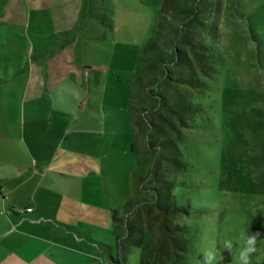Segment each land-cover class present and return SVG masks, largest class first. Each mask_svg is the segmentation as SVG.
<instances>
[{
  "label": "rangeland",
  "instance_id": "1",
  "mask_svg": "<svg viewBox=\"0 0 264 264\" xmlns=\"http://www.w3.org/2000/svg\"><path fill=\"white\" fill-rule=\"evenodd\" d=\"M171 2V13L164 14L167 40L158 43L160 53H146L156 40L163 0H0V35L9 34L0 37V64L36 69L33 83L42 72L55 110L48 128L57 120L63 150L81 167L76 178L87 171L110 194L111 207L107 201L92 209L106 236L91 235L108 246L109 257L80 263L141 264L140 247L125 242L121 249L140 208L127 212L125 199L135 174L146 179L145 188L153 186L148 170L157 172L165 162L141 154L147 140L133 120L134 81L151 57L161 61L162 78L186 37L207 48L213 71L197 95L203 110L179 142L182 165L165 169L178 205L190 212L176 220L187 226L188 249L179 264H202L209 249L217 252L215 264H235L223 241H233L238 255L241 232L262 234L251 264H264V0ZM189 8L208 13L189 22L183 14ZM140 94L135 104L146 112L159 106L150 92ZM63 179L66 188L74 177Z\"/></svg>",
  "mask_w": 264,
  "mask_h": 264
},
{
  "label": "crops",
  "instance_id": "2",
  "mask_svg": "<svg viewBox=\"0 0 264 264\" xmlns=\"http://www.w3.org/2000/svg\"><path fill=\"white\" fill-rule=\"evenodd\" d=\"M33 70L0 64V264H94L80 263L94 255L106 262L108 246L91 238L105 232L92 209L111 207L110 194L87 171L76 178L80 164L63 150L57 120L48 128L53 99L42 72L33 83ZM64 176L74 177L66 188Z\"/></svg>",
  "mask_w": 264,
  "mask_h": 264
},
{
  "label": "trees",
  "instance_id": "3",
  "mask_svg": "<svg viewBox=\"0 0 264 264\" xmlns=\"http://www.w3.org/2000/svg\"><path fill=\"white\" fill-rule=\"evenodd\" d=\"M171 1L163 0V15L158 24L156 40L146 47V53H160L161 44L158 43H162V39L167 40L163 36L168 28L164 14L171 13ZM206 13L208 8H189L183 11L184 19L198 23L197 17ZM175 32L179 37L180 29ZM207 50L186 37L182 40V48L177 50V62L171 67L165 65L162 78L157 76L161 61L151 57L144 63L143 74L134 81V86L139 91L134 89L131 95L134 103L131 107L133 120L137 133H142L144 140H147L146 149L141 154L144 160L146 153L151 156L150 159L155 160L158 157L161 162H165L158 164L157 172H153L151 168L148 170L154 177L153 186L145 188L143 183L146 179L135 174L132 194L127 201V212L140 208L127 226V235L122 239L121 249L123 250L125 242L129 247H140L141 264H179L182 254L188 249L187 226L176 220L180 215L190 212L178 205L172 192L174 183L166 178L168 172L165 173V169L169 170L170 165H182L179 159V142L183 139L185 129L196 127L195 118L203 110L197 95L206 86L202 78L211 76L213 71ZM155 85L158 86L156 91L153 89ZM147 91L160 100L159 106L149 110L150 112L135 104L139 98L142 99L140 93ZM149 113L152 114L150 118ZM0 192L5 198V189L0 188ZM144 192L147 195L145 198L142 197ZM156 229L160 233L158 237H155ZM120 255L123 256V253Z\"/></svg>",
  "mask_w": 264,
  "mask_h": 264
},
{
  "label": "clouds",
  "instance_id": "4",
  "mask_svg": "<svg viewBox=\"0 0 264 264\" xmlns=\"http://www.w3.org/2000/svg\"><path fill=\"white\" fill-rule=\"evenodd\" d=\"M261 235L260 232L251 234L241 232L236 242L239 247L238 255L233 254L234 244L231 240L223 241V248L232 254L235 264H251V258L257 252V242L261 240ZM216 260L217 252L214 249L204 251L202 264H215Z\"/></svg>",
  "mask_w": 264,
  "mask_h": 264
},
{
  "label": "built area",
  "instance_id": "5",
  "mask_svg": "<svg viewBox=\"0 0 264 264\" xmlns=\"http://www.w3.org/2000/svg\"><path fill=\"white\" fill-rule=\"evenodd\" d=\"M24 211H27V212H32L33 211V209L32 208H27L26 210H23V212Z\"/></svg>",
  "mask_w": 264,
  "mask_h": 264
}]
</instances>
